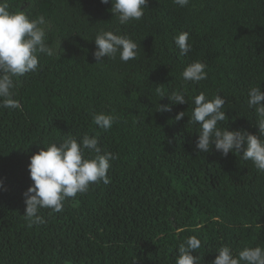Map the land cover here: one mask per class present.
Here are the masks:
<instances>
[{"label":"trees","instance_id":"obj_1","mask_svg":"<svg viewBox=\"0 0 264 264\" xmlns=\"http://www.w3.org/2000/svg\"><path fill=\"white\" fill-rule=\"evenodd\" d=\"M70 2L77 8L69 0H8L12 11L45 18L54 55L39 54L37 71L13 78L22 110L0 108V264H176L191 236L201 241L193 252L201 264L224 245L234 255L264 248V172L240 153L223 156L214 145L199 152L200 126L191 120L193 97L219 92L227 117L218 127L259 133L247 99L251 86L264 91V0H190L186 7L149 0L141 19L123 25L111 3ZM102 30L133 39L136 58L123 62L117 53L97 62ZM185 31L191 49L181 56L173 38ZM196 60L207 65V78L184 81ZM178 91L188 103L169 99ZM100 112L118 117L111 129L93 123ZM86 134L117 157L110 183L66 199L61 212L40 209L46 222L29 227L22 194L33 183L30 157Z\"/></svg>","mask_w":264,"mask_h":264},{"label":"clouds","instance_id":"obj_2","mask_svg":"<svg viewBox=\"0 0 264 264\" xmlns=\"http://www.w3.org/2000/svg\"><path fill=\"white\" fill-rule=\"evenodd\" d=\"M102 4L111 3L110 11L116 15L120 24L139 20L144 15V8L149 0H100ZM180 7H186L190 0H174ZM47 22L43 16L30 18L24 11H12L8 0H0V108L21 109L20 102L14 96V77L35 72L39 67V54L54 55V49L46 43ZM189 33L181 32L174 39L179 55L184 56L191 49L188 42ZM94 43L93 56L96 61L105 57L119 58L123 62L135 59L138 44L127 35L113 31H100ZM207 65L199 60L188 64L183 72L184 81L199 82L207 78ZM219 93V92H218ZM218 93L213 98L201 92L193 97L192 122L198 124L199 131L196 148L207 153L212 146L223 156L229 153H240L245 161L251 160L258 171L264 172V91L261 84L248 89L247 104L255 109L258 116V134L246 129L228 130L219 126L225 121V98ZM164 95L162 94L161 97ZM169 99L175 104L188 103L184 91L174 92ZM158 111H171L170 105H159ZM185 112L177 113L175 119L180 120ZM115 114L104 112L93 114V123L102 130H109L116 123ZM95 155L85 156V151ZM117 157L104 151L99 146L96 135H84L79 140L68 136L61 143H50L30 157L28 165L33 183L23 192L24 217L28 226L45 223L40 209L47 208L52 212L63 211L64 201L74 198L77 193H85L90 185L103 182L110 183L108 175L111 161ZM4 189L0 180V190ZM201 247L196 236L189 237L178 248L176 264H201L202 257L193 255ZM211 264H264V248L245 247L234 255L232 249L221 246Z\"/></svg>","mask_w":264,"mask_h":264},{"label":"flooded vegetation","instance_id":"obj_3","mask_svg":"<svg viewBox=\"0 0 264 264\" xmlns=\"http://www.w3.org/2000/svg\"><path fill=\"white\" fill-rule=\"evenodd\" d=\"M70 1H75V0H69L68 6H69V7H71V6L76 7V5L72 4ZM76 8H77V7H76ZM72 16L75 17L76 15L73 14ZM72 22H73V21H72Z\"/></svg>","mask_w":264,"mask_h":264}]
</instances>
